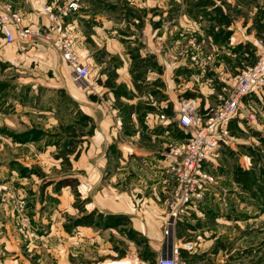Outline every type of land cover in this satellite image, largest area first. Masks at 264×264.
<instances>
[{"label": "crops", "instance_id": "obj_1", "mask_svg": "<svg viewBox=\"0 0 264 264\" xmlns=\"http://www.w3.org/2000/svg\"><path fill=\"white\" fill-rule=\"evenodd\" d=\"M55 1L0 0V8L10 4L22 13L25 23L44 26L49 21L43 6H54ZM71 13L61 15L60 25L90 65L86 87L73 82L70 68L52 50L48 49L46 62L40 59L46 53L36 44L25 51L32 52L38 70H51V76L44 75L45 84L57 85L65 100L77 106L79 133L69 126L62 129L58 142L14 141L19 147L14 158L17 168L10 171L35 198V216L47 223L39 238L46 241L48 264H112L114 260V264L127 260L152 264L141 244L152 250V262L170 245L163 234L165 196L174 184L167 151L168 146L182 143L180 103L194 99L198 115L204 117L230 73L223 62L205 66L187 58L175 64L162 60L158 46L166 33L160 17L140 34L129 27L127 35L121 36L99 14L74 17ZM245 27L228 24L227 43L248 39ZM183 34L179 31L177 41ZM191 38L196 40L190 34L187 41ZM130 41L144 45L132 52L127 46ZM152 57L156 62L148 66ZM61 165L64 172L55 175ZM182 239L174 229L173 243L181 245ZM193 245V250L181 249V264L185 255L194 254Z\"/></svg>", "mask_w": 264, "mask_h": 264}, {"label": "rangeland", "instance_id": "obj_2", "mask_svg": "<svg viewBox=\"0 0 264 264\" xmlns=\"http://www.w3.org/2000/svg\"><path fill=\"white\" fill-rule=\"evenodd\" d=\"M67 2L56 0L52 7L64 10ZM71 14H99L121 36L127 35L129 27L140 34L160 17L166 33L158 46L162 60L185 61L180 52L193 34L202 54L210 56L205 66L223 62L230 78L258 61L257 39L264 38V0H81V8ZM228 24L246 26L248 39L228 44ZM179 31L185 37L177 41ZM132 41L127 46L137 53L144 44ZM32 44L46 53L40 56L45 62L48 49L60 56L51 42L8 44L0 35V264H48L46 241L39 238L47 223L35 216V198L10 171L17 168L14 158L19 147L13 142L19 138L15 136L29 132L41 144H48L58 142L62 129L69 126L74 134L79 133L77 106L65 100L57 85L45 84L44 75L51 76V70H38V62L31 61L32 52L26 49ZM148 59L147 65L153 66L156 60ZM228 127V141L216 149L206 166L213 180L204 184L202 194L193 198L175 225V235L183 236L182 242L196 244L194 254L183 258L184 264H264V88L243 96ZM64 169L61 165L53 172L58 175ZM141 247L154 263L152 250L144 244ZM155 252V256L160 253Z\"/></svg>", "mask_w": 264, "mask_h": 264}, {"label": "built area", "instance_id": "obj_3", "mask_svg": "<svg viewBox=\"0 0 264 264\" xmlns=\"http://www.w3.org/2000/svg\"><path fill=\"white\" fill-rule=\"evenodd\" d=\"M80 8L81 0H68L64 10L60 11H56L51 5H45L43 10L49 24L33 26L24 22V17L18 9L10 4H3L0 8L1 40L3 43H12L16 40L51 42L70 68L73 82L79 87H86L90 65L76 50L72 39L60 25L61 15L76 12ZM182 51L180 52L182 58L196 64L206 65L210 58L202 54L200 45L192 38ZM255 54L258 61L237 73L234 78H228L221 88L217 102L203 120L198 115L194 99L188 98L180 103L178 122L186 139L181 144L170 145L167 151L168 169L174 184L167 189L165 196L167 218L163 234L170 239V245L168 251L152 264H181V249L193 250L194 245L190 241H184L181 245L173 243L175 225L193 198L202 194L204 184L213 180L206 166L216 149L228 141L229 121L238 112L241 99L256 89L264 88V38L257 39ZM249 117H253V114L250 113ZM161 118L164 116L161 115ZM114 262L115 260L112 264ZM98 264L110 263L104 261ZM125 264L135 263L127 260Z\"/></svg>", "mask_w": 264, "mask_h": 264}, {"label": "trees", "instance_id": "obj_4", "mask_svg": "<svg viewBox=\"0 0 264 264\" xmlns=\"http://www.w3.org/2000/svg\"><path fill=\"white\" fill-rule=\"evenodd\" d=\"M196 4H197V3H196ZM194 5H195V4H194ZM199 5H201V4H199ZM190 14H191V13H190ZM191 15H193V12H192ZM194 16H195V14H194ZM228 33H230V32H228ZM231 120H232V119H231ZM231 120L229 121V124H230ZM182 135L185 137V133H182ZM16 137H18V138H19V141H21V142L28 141V140H36V139H37V135L32 136V135H30L29 132L19 133V134H17V135L15 136V138H16Z\"/></svg>", "mask_w": 264, "mask_h": 264}]
</instances>
